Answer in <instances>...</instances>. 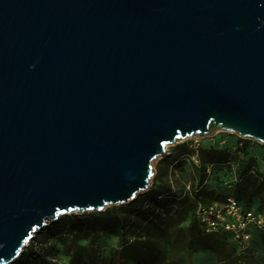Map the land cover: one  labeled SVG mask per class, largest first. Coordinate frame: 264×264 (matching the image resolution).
Segmentation results:
<instances>
[{"label":"water","instance_id":"water-1","mask_svg":"<svg viewBox=\"0 0 264 264\" xmlns=\"http://www.w3.org/2000/svg\"><path fill=\"white\" fill-rule=\"evenodd\" d=\"M216 133L264 145V0H0V264Z\"/></svg>","mask_w":264,"mask_h":264},{"label":"rangeland","instance_id":"rangeland-1","mask_svg":"<svg viewBox=\"0 0 264 264\" xmlns=\"http://www.w3.org/2000/svg\"><path fill=\"white\" fill-rule=\"evenodd\" d=\"M239 138L216 133L169 145L148 191L96 212L95 231L73 228L71 215L49 222L25 248L24 264H264V235L255 230L241 249L190 225L199 201L231 193L264 209V145L248 140L240 149ZM151 189L160 195L150 197Z\"/></svg>","mask_w":264,"mask_h":264},{"label":"built area","instance_id":"built-area-1","mask_svg":"<svg viewBox=\"0 0 264 264\" xmlns=\"http://www.w3.org/2000/svg\"><path fill=\"white\" fill-rule=\"evenodd\" d=\"M239 147L242 149L244 146L239 143ZM210 167L208 172H211ZM195 217L203 234L225 236L237 248L246 249L250 246L251 230H255L258 235H264V209L247 205L233 193L226 195L222 200L199 201Z\"/></svg>","mask_w":264,"mask_h":264},{"label":"trees","instance_id":"trees-1","mask_svg":"<svg viewBox=\"0 0 264 264\" xmlns=\"http://www.w3.org/2000/svg\"><path fill=\"white\" fill-rule=\"evenodd\" d=\"M240 143L244 145H247L249 143L248 140H245V139H242V138H239L238 140ZM250 161V160H249ZM252 161V160H251ZM250 163L248 162V165H247V169H250ZM149 195L150 197L152 198H156L158 197L160 194L159 192L157 191H154V190H150L149 191ZM235 195V194H234ZM236 196V195H235ZM237 197V196H236ZM239 200H241L239 197H237ZM222 200V199H221ZM243 201V200H241ZM204 202H210V201H204ZM245 202V201H244ZM247 205L249 206H254L252 204H249L247 202H245ZM260 207V206H259ZM116 207L112 208L113 210L115 209ZM261 208V207H260ZM196 209V208H195ZM262 209V208H261ZM111 210L110 208L106 210L105 213H109ZM102 214L100 213H90V214H83V215H71L70 218L71 220H73L72 224H73V228L75 229H79V230H83V231H88V230H91V231H95L96 230V221H97V217L100 216ZM190 225L192 226H195L199 229L200 232H202L200 226H199V223L195 217V210L193 212V215H192V218L190 220ZM203 233V232H202ZM205 235V234H204ZM208 236V235H206ZM27 255H28V251L25 250L24 253L16 260L14 261L12 264H24V261L25 259L27 258Z\"/></svg>","mask_w":264,"mask_h":264}]
</instances>
